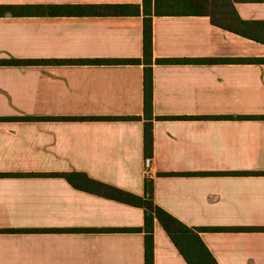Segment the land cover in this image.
Returning a JSON list of instances; mask_svg holds the SVG:
<instances>
[{"label":"crops","instance_id":"obj_1","mask_svg":"<svg viewBox=\"0 0 264 264\" xmlns=\"http://www.w3.org/2000/svg\"><path fill=\"white\" fill-rule=\"evenodd\" d=\"M143 0H0V5ZM244 21L264 1L241 0ZM157 206L218 264H264V44L206 16L153 18ZM143 17H0V60L142 59ZM143 65L0 66V264H145L144 210L73 187L79 172L144 196ZM27 118H31L27 120ZM86 118V119H85ZM245 228V229H243ZM154 264H187L154 224Z\"/></svg>","mask_w":264,"mask_h":264},{"label":"trees","instance_id":"obj_2","mask_svg":"<svg viewBox=\"0 0 264 264\" xmlns=\"http://www.w3.org/2000/svg\"><path fill=\"white\" fill-rule=\"evenodd\" d=\"M241 0H143L142 4H26L0 5V17H143L142 59L113 60H0V66L55 64L143 65L144 112L142 117H101L102 120H141L144 122V155H154V65L185 63H216L219 60L154 59L153 18L164 16H206L214 26L264 44V21H244L236 10ZM243 1V0H242ZM264 1V0H249ZM237 62L264 63L262 59H239ZM31 118H27L30 120ZM86 119V118H85ZM73 187L105 198L139 207L144 210V226L140 228L110 229V231L138 232L145 236V264H154V224L162 226L187 264H218L204 244L201 233L206 231L238 230L230 228H192L157 206L154 202L153 180H145L144 196H137L89 178L84 173L57 174ZM245 229V228H243Z\"/></svg>","mask_w":264,"mask_h":264},{"label":"built area","instance_id":"obj_3","mask_svg":"<svg viewBox=\"0 0 264 264\" xmlns=\"http://www.w3.org/2000/svg\"><path fill=\"white\" fill-rule=\"evenodd\" d=\"M144 164L149 179V177L151 176L152 158H146Z\"/></svg>","mask_w":264,"mask_h":264}]
</instances>
